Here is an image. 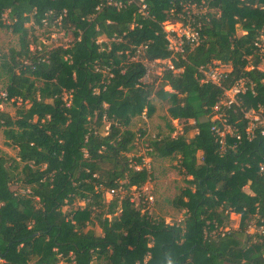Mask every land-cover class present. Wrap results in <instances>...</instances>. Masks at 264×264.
<instances>
[{
  "label": "trees",
  "instance_id": "1",
  "mask_svg": "<svg viewBox=\"0 0 264 264\" xmlns=\"http://www.w3.org/2000/svg\"><path fill=\"white\" fill-rule=\"evenodd\" d=\"M201 3L199 43L171 58L164 25H186L185 7ZM59 17L72 42L38 51L26 24ZM0 29L18 39L1 63L0 104L15 113L0 112V129L16 158L0 153V264H264V234L247 232L251 220L264 226V138L258 129L247 137L238 109L227 119L238 140L227 137L220 151L211 133L221 88L239 79L252 89L240 105L261 106L264 118V0H0ZM141 45L148 60L181 71L142 83L144 67L130 61ZM216 62L230 67L222 87L200 81L198 68ZM153 100L168 106L167 133L148 139L146 155L176 161L189 178L171 201L180 223L132 201L152 180L144 157L133 155L145 132L132 127L153 115ZM231 213L239 225L226 230Z\"/></svg>",
  "mask_w": 264,
  "mask_h": 264
},
{
  "label": "rangeland",
  "instance_id": "2",
  "mask_svg": "<svg viewBox=\"0 0 264 264\" xmlns=\"http://www.w3.org/2000/svg\"><path fill=\"white\" fill-rule=\"evenodd\" d=\"M5 17V15H4ZM6 18V17H5ZM29 33L36 38V43L44 44L48 46H54L58 44H67L72 41V35L65 33L60 29L54 27L36 28L32 23L26 24ZM98 43L105 42L101 37L97 41ZM33 45H30V50L33 49ZM11 49H18V39L15 35H12L6 29H0V97L4 93L6 86L5 73L2 70L1 63L3 59L9 55ZM260 70H264V63L259 66ZM153 76H150L149 81ZM155 112L151 117H147L145 113L140 118H137L133 122V130H142L145 132L143 138L138 137L136 141L134 156H143L144 165L152 173V180L146 183L140 190L132 193V199L134 206L143 213L147 210L150 214L157 217H164L166 223H180L183 219V212L174 209L171 205V201L180 193L181 190L188 187L187 180L180 175L175 167L176 161L169 159H152L146 155L148 139L153 138L156 134H166V119H167V104L159 102L157 100L152 101ZM0 112H7L11 116H14L15 106L11 102H5L0 104ZM175 134H180L182 131V123L173 121ZM2 128L0 129V153L8 158H16V150L5 144ZM139 134V133H138ZM193 133H189L188 137ZM146 188V193L142 194V190ZM249 193L248 189L244 190ZM146 194H150L153 198L152 202L145 200ZM111 195H106V200H110ZM82 203H75L73 207L82 206ZM65 207L63 210H67ZM111 218V215H108ZM240 221V216L235 214H229L226 222L227 229H237ZM93 230L100 234V230L94 227ZM250 233V231H249ZM252 233V232H251ZM94 264H106V258L95 259Z\"/></svg>",
  "mask_w": 264,
  "mask_h": 264
},
{
  "label": "built area",
  "instance_id": "3",
  "mask_svg": "<svg viewBox=\"0 0 264 264\" xmlns=\"http://www.w3.org/2000/svg\"><path fill=\"white\" fill-rule=\"evenodd\" d=\"M109 4L113 6L119 7V3L115 1H109ZM144 6L141 7V14L145 15L142 10ZM99 10V7H97ZM185 11L187 12V24L182 25L179 23L176 24H168L164 25V31L166 33L165 39L167 42V50L171 53V58H174L178 55L183 56L185 52V47H195L199 43V30L201 28V24L196 22L194 17L201 16L206 11L203 3L201 5H191L186 6ZM42 26H35L36 28L43 27H54L62 30L60 24V17L56 19L52 24L47 21V19H42ZM73 40V39H72ZM107 42V39H105ZM120 39L113 38L112 41H119ZM262 41L263 38L257 41L256 47L262 49ZM72 41L67 44H58L54 46H44L46 52L56 47L66 48ZM41 44V43H40ZM38 44L37 50L41 51L43 48ZM147 45H141L134 48L130 61L141 64L145 69V75L141 79L142 83H148L150 76H159L164 70H171L180 72L181 70H175L174 66L171 64L169 60H148L146 56ZM229 65H223L219 62L214 63L211 67H199L198 72L200 75V81L202 83H210L217 87H222V82L225 80L227 73L229 72ZM222 95L218 102V104L213 108L214 115L212 117L213 121H218L219 125L213 124L211 126V133L215 136L216 141L220 146V151L225 149L226 139L227 137H233L236 140L239 139L238 131L236 128H233L230 124H228V111L232 110L234 113L237 112V109L241 113L242 118L246 121V134L249 139L254 137V131L256 129L259 130L260 136L264 138V118L262 117V107L257 106V108L244 109L241 104V96L246 93L247 90L251 89V87L247 86V82L244 79L237 80L232 86L229 88H221ZM252 90V89H251ZM253 94V92H252ZM5 98V93L1 95V98ZM234 146V145H233ZM231 146V147H233ZM259 172H264V163L259 164ZM146 188L142 190V194L146 193ZM145 200L152 202L153 198L150 194H146ZM133 201V199H132ZM134 202V201H133ZM146 211V210H145ZM234 214V213H231ZM236 215V214H235ZM250 234H264V226L257 225L254 220H251L247 232ZM252 232V233H251Z\"/></svg>",
  "mask_w": 264,
  "mask_h": 264
}]
</instances>
